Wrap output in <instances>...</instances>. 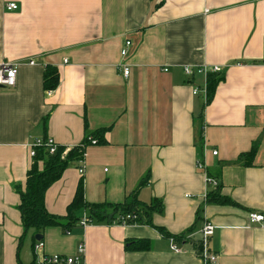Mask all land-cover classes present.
I'll list each match as a JSON object with an SVG mask.
<instances>
[{"label": "crops", "instance_id": "obj_1", "mask_svg": "<svg viewBox=\"0 0 264 264\" xmlns=\"http://www.w3.org/2000/svg\"><path fill=\"white\" fill-rule=\"evenodd\" d=\"M9 3L18 9L6 11ZM1 62L18 67L15 86L0 89V264L35 261L32 231L17 250L15 192L32 143L45 137L68 151L99 129L105 143L69 164L45 194L46 211L64 216L82 180L89 204H121L138 189L141 202L160 201L162 212L152 226L47 228L43 255L73 257L83 244V264H202L195 246L210 224L216 264H264V221L248 217L264 216V0H0ZM46 66L59 74L49 95ZM184 67L223 68L208 104L207 94L193 95L207 79L185 76ZM200 159L217 188L197 170ZM210 192L234 205L205 204ZM154 227L173 237L192 232L171 242ZM139 241L149 248L128 249Z\"/></svg>", "mask_w": 264, "mask_h": 264}, {"label": "trees", "instance_id": "obj_2", "mask_svg": "<svg viewBox=\"0 0 264 264\" xmlns=\"http://www.w3.org/2000/svg\"><path fill=\"white\" fill-rule=\"evenodd\" d=\"M222 77L218 74H211L207 77L206 91L208 104L215 92L216 86L221 82ZM59 84L58 71L51 66H46L43 72L42 88L46 93L54 91ZM202 112L199 114V119L202 120ZM46 120L44 119L42 126L46 131ZM202 128V127H201ZM106 129H99L92 135L85 137L83 142L75 148L65 151L63 147L56 146V151L53 155L48 153L45 147H38L34 149L35 155L31 159V165L26 173V180L24 188L15 187V192L19 197V205L17 210L20 214L23 234L18 241L17 250L23 241L25 235L33 232V237L41 236L44 230L51 227H60L64 234H68L69 230L79 222L77 213L81 210L87 212L88 222L91 224H105L107 226L116 225L120 217L129 216L128 225H142L152 226L151 216L153 213L162 212V204L160 201L154 200L149 204L143 203L138 198V189L129 195L121 204H89L84 199L83 181L80 180L74 197L71 203L66 208L64 216H55L49 214L44 205L45 194L47 190L57 182L63 172L67 169L69 164L79 162L84 159L86 149L92 145H103V133ZM43 141H46L44 137ZM200 145L202 146V137H199ZM256 146L253 145L251 151L244 156L252 157L255 154ZM148 184V177H145L139 187ZM213 203L218 205H234L231 201L223 199L217 192H210L205 200V204ZM158 232L168 239L175 242H187V235L192 232L189 230L182 236L173 237L166 233L164 229L154 227ZM37 242L34 241L33 245ZM135 249L137 251L147 250L149 242H135L131 243L128 249ZM198 255L201 252V245L195 246ZM34 264V263H33Z\"/></svg>", "mask_w": 264, "mask_h": 264}, {"label": "built area", "instance_id": "obj_3", "mask_svg": "<svg viewBox=\"0 0 264 264\" xmlns=\"http://www.w3.org/2000/svg\"><path fill=\"white\" fill-rule=\"evenodd\" d=\"M18 9L17 5L14 3H9L5 5V10L8 12H13ZM131 43L129 41H126L124 44V49L121 51V57L125 58L127 56V49L130 47ZM29 65H34L35 61L30 60L28 61ZM17 67L18 64L16 63H10V62H1L0 63V87L1 89H10L15 86V79L17 74ZM121 72L125 79L129 76L130 69L126 64L121 65ZM183 73L185 76L192 78L195 75H199L207 79L208 75L211 74H218L221 75L223 73V68L221 67H197L196 69H192L190 67H184ZM202 93L204 96L207 94L206 89H203L200 91L199 88L193 89V95L196 96L198 94ZM50 92L47 94L49 95ZM203 140V139H202ZM92 145H95L94 141H91ZM38 147H45L48 150V153L50 155H53L56 151V145L53 143L52 140L46 139V141L43 140H37L32 143L30 146V157L33 158L35 155L34 149ZM203 152V149H202ZM212 156H217L216 151H212ZM81 164L82 161H79ZM196 168L197 170L201 171L205 177V183L211 187L212 189L217 188V183L212 180L206 173V166L202 162V160H198L196 162ZM83 170L82 168H79V173L82 174ZM249 222L251 224H258L262 223L264 221V216L261 214L251 213L249 214ZM130 219L129 216L126 217H120L118 219V223L116 225L120 226H127L128 220ZM80 226L83 228L90 225L88 222L87 217H83L79 221ZM214 233V227L210 224H206L199 232L200 241L199 245H201V252H200V259L202 264H216V256L213 254H210L208 251V240ZM189 235H187V238ZM172 242V240H171ZM43 248L44 245L42 242H37L33 246V252L35 254V261L34 264H83V256H84V246L83 244H80L77 247L76 255L73 257H66L62 255H52V256H45L43 255ZM171 250L175 253H178L179 250L175 245H171Z\"/></svg>", "mask_w": 264, "mask_h": 264}, {"label": "water", "instance_id": "obj_4", "mask_svg": "<svg viewBox=\"0 0 264 264\" xmlns=\"http://www.w3.org/2000/svg\"><path fill=\"white\" fill-rule=\"evenodd\" d=\"M0 89H1V87H0ZM35 240H36L37 242H39V241L42 240V237H41V236H35Z\"/></svg>", "mask_w": 264, "mask_h": 264}, {"label": "rangeland", "instance_id": "obj_5", "mask_svg": "<svg viewBox=\"0 0 264 264\" xmlns=\"http://www.w3.org/2000/svg\"><path fill=\"white\" fill-rule=\"evenodd\" d=\"M78 216H80V215H78Z\"/></svg>", "mask_w": 264, "mask_h": 264}]
</instances>
